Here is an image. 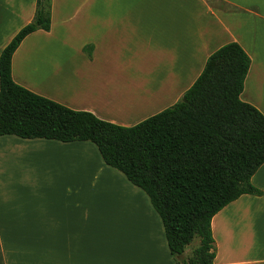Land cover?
Here are the masks:
<instances>
[{"label":"crops","instance_id":"1","mask_svg":"<svg viewBox=\"0 0 264 264\" xmlns=\"http://www.w3.org/2000/svg\"><path fill=\"white\" fill-rule=\"evenodd\" d=\"M215 1L82 0L70 15L73 0H51L50 30L21 42L12 78L72 110L130 127L179 102L208 56L235 42L251 60L240 99L264 115V0ZM35 7L36 0H0V53ZM68 7L55 25V11ZM36 39L61 40L60 54L40 58L59 62L47 70L45 88L24 72L25 46ZM250 182L260 196L242 195L211 220L214 264H264V164ZM0 264L175 262L146 194L106 166L92 143L2 135Z\"/></svg>","mask_w":264,"mask_h":264},{"label":"trees","instance_id":"2","mask_svg":"<svg viewBox=\"0 0 264 264\" xmlns=\"http://www.w3.org/2000/svg\"><path fill=\"white\" fill-rule=\"evenodd\" d=\"M50 27L51 0H36L33 20L0 53V136L92 143L106 166L146 194L175 264H214L212 218L242 195H261L250 179L264 164V115L240 99L248 54L235 42L221 46L179 102L125 127L14 82V52Z\"/></svg>","mask_w":264,"mask_h":264},{"label":"rangeland","instance_id":"3","mask_svg":"<svg viewBox=\"0 0 264 264\" xmlns=\"http://www.w3.org/2000/svg\"><path fill=\"white\" fill-rule=\"evenodd\" d=\"M58 1V4H61V0H57ZM82 0L80 1H76V0H73V2L70 4V8L73 7L72 11L77 7L79 6L80 4H82L81 2ZM211 1V0H210ZM215 1V0H214ZM85 2V1H83ZM103 2L105 3H108L109 0H103ZM216 3L213 4V6L223 12H225V9L227 8L225 6L224 3H217V1H215ZM67 3V2H66ZM123 4V3H121ZM68 5V4H67ZM69 12V7L68 9H63L62 12L60 11H55V25H56V22L59 21L61 22V18L64 16V14L66 15L67 13ZM64 13V14H63ZM60 14V16L58 15ZM71 14H76L73 12L70 11V15ZM62 27L59 26L58 27H54V32H53V36L54 37H58V38H61V31H62ZM9 32L6 33V35H8ZM53 41H51V44L50 43H46V41L44 40H38L36 39L35 41H29L27 42L26 46H25V51L27 55H25L24 57V65H25V69H24V72L25 73H28V76L31 78H33V80L36 82V84L39 86V87H43L45 88L46 86V75L47 73H49V71L47 70H50L51 68V64H54V62H57V59H50L49 61H47L46 59H40V58H45L46 54H60L61 53V40H54L52 39ZM75 44V43H73ZM48 49V50H47ZM79 61L75 58V59H71L69 61V63L71 64L72 68L75 69L76 67H78L77 63ZM59 62H57L56 64H58ZM138 78L139 76H137L136 74L135 75H132L131 77V85L133 83H135V85H137L138 83ZM133 82V83H132ZM57 94L60 96L61 93L60 91L57 92ZM153 230V229H152ZM199 245V239L198 238H194L192 240V242L189 244V246L185 249V256L186 257H189L193 251V249H195L197 246Z\"/></svg>","mask_w":264,"mask_h":264}]
</instances>
